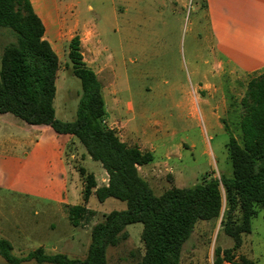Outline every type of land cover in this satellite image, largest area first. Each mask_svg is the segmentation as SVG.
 Instances as JSON below:
<instances>
[{
    "label": "rangeland",
    "instance_id": "1",
    "mask_svg": "<svg viewBox=\"0 0 264 264\" xmlns=\"http://www.w3.org/2000/svg\"><path fill=\"white\" fill-rule=\"evenodd\" d=\"M32 2L45 24V38L60 58L58 118L75 119L82 94L69 58V43L77 35L84 60L103 85L108 125L128 144L143 145L154 155L141 173L156 194L232 172L228 144L232 136L242 143V106L230 98L231 79L219 66L225 59L206 0ZM4 32L2 46L13 39ZM222 92L231 101L230 112L219 103ZM53 136L69 135L58 134L51 126L30 125L12 113L0 114V238L12 243L16 256L43 247L49 254L83 259L93 225L127 205L114 197L101 202L93 194L88 207L95 215L74 226L68 208L82 202L80 168L94 173L99 185L108 175L78 138L69 136L62 154L68 197L61 203L52 190L57 182L51 175L59 165ZM225 205L224 196V209ZM221 221L222 217L196 224L183 246L181 264H214L216 247L234 246ZM126 230L128 237L109 247L108 264H140L145 254L143 224H130ZM236 254L264 264V208L253 218L252 231L243 236ZM0 261L4 262L1 256Z\"/></svg>",
    "mask_w": 264,
    "mask_h": 264
},
{
    "label": "trees",
    "instance_id": "2",
    "mask_svg": "<svg viewBox=\"0 0 264 264\" xmlns=\"http://www.w3.org/2000/svg\"><path fill=\"white\" fill-rule=\"evenodd\" d=\"M13 39L0 44V114L12 113L30 125L51 126L58 134L71 135L99 161L108 181L81 167L84 178L82 202L69 206L74 226L88 223L95 210L88 207L95 194L103 202L110 197L126 202L125 210H113L93 225L92 242L83 259L64 253L49 254L43 247L16 256L10 241L0 238V256L6 264L35 260L50 264H108V249L128 237L126 227L143 224L145 254L140 264H181L185 242L200 220H218L235 244L216 247L214 264H257L246 256L237 258L243 236L252 231V220L264 208V73L252 77L241 99L242 143L229 141L232 172L206 176L193 187L171 186L156 194L139 167L154 160L151 151L129 145L107 123L104 89L97 73L84 60L81 40L74 36L69 58L72 72L82 85L73 120L57 117L55 98L60 58L45 38L46 27L31 0H0V36ZM5 33V32H4ZM224 196L226 205L224 209Z\"/></svg>",
    "mask_w": 264,
    "mask_h": 264
},
{
    "label": "crops",
    "instance_id": "3",
    "mask_svg": "<svg viewBox=\"0 0 264 264\" xmlns=\"http://www.w3.org/2000/svg\"><path fill=\"white\" fill-rule=\"evenodd\" d=\"M206 6L212 30L218 37L219 48L225 59L219 62V66L224 72L227 71L231 79L230 98L241 102L249 80L264 73V0H206ZM217 92L218 90L214 91V93ZM230 102L228 95L222 92L219 103L226 112L231 111ZM69 136L61 139L53 136L52 139L54 153L59 158L58 170L51 175L57 182V186L52 187V190L55 191L61 203L66 202L68 197L65 181L66 168L62 154ZM138 146L144 151H149L143 145ZM143 168L146 167H139L140 171ZM103 181L107 183L108 176ZM37 192L43 194L40 189ZM0 264L6 263L0 261Z\"/></svg>",
    "mask_w": 264,
    "mask_h": 264
}]
</instances>
